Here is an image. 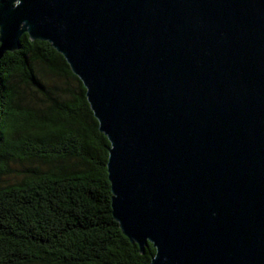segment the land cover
I'll return each mask as SVG.
<instances>
[{
	"label": "water",
	"instance_id": "obj_1",
	"mask_svg": "<svg viewBox=\"0 0 264 264\" xmlns=\"http://www.w3.org/2000/svg\"><path fill=\"white\" fill-rule=\"evenodd\" d=\"M23 34L84 86L149 264H264V0H0V60Z\"/></svg>",
	"mask_w": 264,
	"mask_h": 264
},
{
	"label": "trees",
	"instance_id": "obj_2",
	"mask_svg": "<svg viewBox=\"0 0 264 264\" xmlns=\"http://www.w3.org/2000/svg\"><path fill=\"white\" fill-rule=\"evenodd\" d=\"M109 142L45 41L0 60V264H149L111 213Z\"/></svg>",
	"mask_w": 264,
	"mask_h": 264
}]
</instances>
